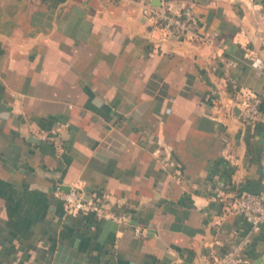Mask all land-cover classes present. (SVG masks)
<instances>
[{"label": "crops", "instance_id": "crops-1", "mask_svg": "<svg viewBox=\"0 0 264 264\" xmlns=\"http://www.w3.org/2000/svg\"><path fill=\"white\" fill-rule=\"evenodd\" d=\"M160 1L0 0V264H207L248 230L228 202L264 191V124L222 110L264 107V0H194L198 28L157 41ZM74 185L128 222L68 209Z\"/></svg>", "mask_w": 264, "mask_h": 264}, {"label": "built area", "instance_id": "built-area-1", "mask_svg": "<svg viewBox=\"0 0 264 264\" xmlns=\"http://www.w3.org/2000/svg\"><path fill=\"white\" fill-rule=\"evenodd\" d=\"M194 5V0H161L158 4L146 5L144 11L151 25L150 37L160 41L173 35L178 40H182L188 33H193L199 26ZM252 65L256 73L264 70V56H254ZM262 103V98L254 91L237 89L222 111L225 116L231 117L233 108L237 107L239 109L237 117L243 125L256 122L264 124ZM50 132L52 134L44 131L42 135L49 137L54 144H58V135L53 130ZM57 195L68 209L95 217L114 219L121 223L128 222V214L125 211L109 208L98 199L87 198L77 185L67 190L58 189ZM228 203L231 211L240 212L248 221V230L231 249L223 253L209 250L205 255L207 264H240L245 260L246 249L252 234L264 227V191L238 192ZM145 229L143 226L135 225L133 232L136 236H141L145 233Z\"/></svg>", "mask_w": 264, "mask_h": 264}, {"label": "water", "instance_id": "water-1", "mask_svg": "<svg viewBox=\"0 0 264 264\" xmlns=\"http://www.w3.org/2000/svg\"><path fill=\"white\" fill-rule=\"evenodd\" d=\"M238 111H239V109L237 107L233 108V114L234 115H237ZM86 197L89 198V196H86ZM261 260H262V257H258L254 264H260Z\"/></svg>", "mask_w": 264, "mask_h": 264}, {"label": "trees", "instance_id": "trees-1", "mask_svg": "<svg viewBox=\"0 0 264 264\" xmlns=\"http://www.w3.org/2000/svg\"><path fill=\"white\" fill-rule=\"evenodd\" d=\"M93 199H97V198L94 197ZM98 200H100V199H98ZM100 201H101V200H100Z\"/></svg>", "mask_w": 264, "mask_h": 264}]
</instances>
